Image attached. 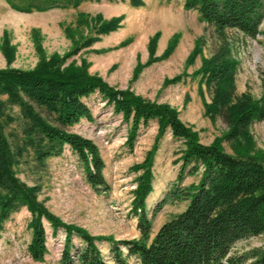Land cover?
I'll use <instances>...</instances> for the list:
<instances>
[{
	"label": "rangeland",
	"instance_id": "374dc122",
	"mask_svg": "<svg viewBox=\"0 0 264 264\" xmlns=\"http://www.w3.org/2000/svg\"><path fill=\"white\" fill-rule=\"evenodd\" d=\"M117 27L103 32L105 24ZM264 31V21L261 25ZM227 51L234 63L228 82V106L264 96V36H249L237 29L219 32L204 21L198 10L185 7V0H80L78 5L50 6L21 11L0 0V70H35L56 62L62 70L83 69L119 90H128L149 102L168 105L204 144L219 141L228 152L236 147L229 140L230 127L223 114L210 113L221 86L206 81L202 69L208 61ZM91 119L83 117L70 131L90 138L104 161L103 175L109 188L90 185L79 156L67 144L61 153L39 160L25 133L24 98L13 101L0 91L3 133L14 154L13 171L27 186L36 187V199L66 223L91 235L138 239V219L132 212L133 190L141 171L134 166L153 150V190L146 198L150 214L159 208L153 232L185 209L187 200L170 196L181 189L194 190L202 169L182 171L183 139L170 128L159 134V122L150 119L138 128L129 144L131 122L116 112L100 92L84 98ZM37 110V109H36ZM248 134L254 154L264 155V118L251 122ZM236 151V150H235ZM182 172V178L180 173ZM32 212L22 205L5 220L0 230V264H61L65 232L46 219L47 252L42 260L30 253L33 237ZM78 240L75 238V241ZM109 258L110 244H98ZM264 247V234L239 240L234 254ZM129 264H139L135 257Z\"/></svg>",
	"mask_w": 264,
	"mask_h": 264
},
{
	"label": "trees",
	"instance_id": "16d2710c",
	"mask_svg": "<svg viewBox=\"0 0 264 264\" xmlns=\"http://www.w3.org/2000/svg\"><path fill=\"white\" fill-rule=\"evenodd\" d=\"M21 11L43 10L50 6L78 5L80 0H7ZM134 5L142 0H131ZM185 7L198 10L201 18L219 32L237 29L245 35L257 36L264 31V0H185ZM117 20L104 25L101 31L117 27ZM227 51L208 61L202 72L206 81L221 86L210 113L223 114L229 127L233 147L226 151L219 141L201 143L195 132L182 122L168 105L149 102L128 90H119L83 69L62 70L56 62H45L32 71L0 70V91L13 101L26 98L35 108L22 104L27 119L25 133L35 147L39 160L61 153L67 144L83 162L86 179L91 186L107 190L103 175L104 161L98 147L90 139L70 131L81 118L91 119L90 108L84 98L100 92L131 122L129 144L141 124L156 118L159 134L168 128L186 146L182 171L202 169L194 190L181 189L170 196L187 200L184 210L164 222L153 232L154 218L161 207L149 214L146 198L153 190V147L143 162L134 168L141 171L133 190L132 212L138 219V239L115 240L112 237L91 235L87 230L69 224L51 213L36 199V187L23 183L13 171L14 154L3 133V105L0 103V230L5 220L22 205L32 212L33 237L29 244L36 260L44 259L47 236L43 224L46 219L53 228L65 232L61 264H129L135 257L139 264H264V247L246 254H234L235 244L242 239L264 234V155L253 154V142L248 128L254 120L264 118V96L259 101L250 98L228 106L226 85L233 78L234 63ZM37 109V110H36ZM182 172L180 178H182ZM75 238L78 240L75 241ZM110 244L109 258H105L98 244Z\"/></svg>",
	"mask_w": 264,
	"mask_h": 264
}]
</instances>
